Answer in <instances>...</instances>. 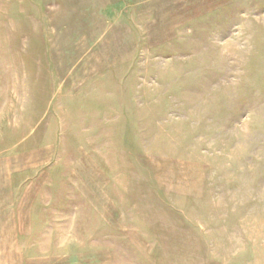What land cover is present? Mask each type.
<instances>
[{"label":"rangeland","instance_id":"rangeland-1","mask_svg":"<svg viewBox=\"0 0 264 264\" xmlns=\"http://www.w3.org/2000/svg\"><path fill=\"white\" fill-rule=\"evenodd\" d=\"M0 264H264V0H0Z\"/></svg>","mask_w":264,"mask_h":264}]
</instances>
